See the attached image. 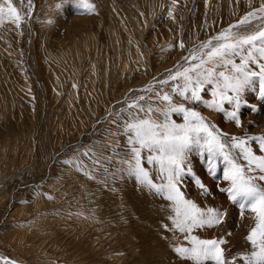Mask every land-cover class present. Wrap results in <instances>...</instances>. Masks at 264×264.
<instances>
[{
  "label": "rangeland",
  "instance_id": "1",
  "mask_svg": "<svg viewBox=\"0 0 264 264\" xmlns=\"http://www.w3.org/2000/svg\"><path fill=\"white\" fill-rule=\"evenodd\" d=\"M89 2L95 5L91 13L75 7V0H13L19 26L0 22V256L23 264H194L175 251L191 244L169 218L171 203L128 171L126 125L133 117L148 118L149 108L153 119L163 121L157 109H169L161 97L170 95L173 104L199 113L245 176L264 188V173L232 147L236 137L264 156L259 78L239 93V109L236 93H227L231 103L213 95L215 80L199 86V100L191 92L186 100L177 87L183 78L170 79L198 64L210 51L205 45L222 43L216 38L225 31L264 30V0ZM251 12L255 17L240 24ZM249 52L257 62L247 70L259 71L264 60L247 46L230 58L242 66ZM204 67L234 74L216 60ZM189 75L196 87V73ZM214 102L220 107L209 106ZM168 119L186 123L183 113L170 112ZM200 145L186 153L181 191L201 208L226 215L223 223L191 235L223 239L225 264H249L259 251L247 239L255 214L245 209L241 215L221 191L231 187L224 179L227 165ZM148 156L144 150L149 178L166 183ZM197 179L209 194H202Z\"/></svg>",
  "mask_w": 264,
  "mask_h": 264
},
{
  "label": "snow or ice",
  "instance_id": "2",
  "mask_svg": "<svg viewBox=\"0 0 264 264\" xmlns=\"http://www.w3.org/2000/svg\"><path fill=\"white\" fill-rule=\"evenodd\" d=\"M75 7L84 9L89 13L95 10V5L89 0H75ZM259 11L264 13V6ZM255 15V12L249 13L247 17L240 21V24L250 22L249 18L255 17ZM4 19L12 20L17 27L19 26L21 16L13 5V0H0V22ZM216 40L223 42L213 46L212 42L209 41L205 47L210 48V51L201 54L198 64L170 76L171 80H176L178 77H182L184 80L182 86L177 85L180 89L178 94L187 100L189 99L188 93L191 92V98L199 100V86L204 83L211 84L215 80L216 91L213 92V95L219 96L221 103L223 100H228L231 103L233 97L227 93H236L235 103L237 109H239V93L251 83L252 78L256 77L261 82L260 94L264 97V63L259 64V71H250L247 70L249 62H257L252 52L248 53V57L244 60L242 66L236 65L230 58L239 55L247 46L259 54L260 60H264V30L242 34L232 33L229 29L218 36ZM183 46V43H181L180 47ZM204 55L207 56L206 60L203 58ZM192 59L196 60L197 56H192ZM213 60H216L217 64L222 62L225 68L231 66L234 74L226 75L224 71L216 73L214 68L204 67L206 63ZM197 69L200 71H197ZM193 72L196 73V87L193 86V77L189 75ZM164 83H168V81L166 80ZM161 99L170 106L167 111L157 109L164 116L163 121L153 119L150 115L152 109L149 108L146 113L148 118L133 117L126 125L129 144L131 145V158L126 163L129 173L135 176L141 184L154 189L157 194L162 195L171 203L172 215L169 218L179 232L186 234L185 238L189 239L191 244V247H177L175 251L182 257L194 261V264H207L209 261L212 264H225L224 250L221 248V245L226 243L225 240L199 239L191 233L197 228H211L223 223L226 212L215 208H201L193 200L186 198L180 188V182L186 171V153L193 146L200 145V141L203 140V144L200 146L206 148L213 156L222 157L227 165L224 179L231 182V187L221 189V191L227 192L231 201L239 205L241 215H243L245 209L255 214L256 226L247 239L253 246L258 247L259 251L252 254V258H249V264H264V188L257 187L252 182V178L245 176L244 169L231 157L220 136L199 113L189 111L183 105L173 104L170 95L165 94ZM209 106L220 107V104L214 102L213 105ZM130 107L135 108L137 105H130ZM140 111H144V109L140 108ZM170 112L183 113L186 123L178 125L174 121H169ZM230 118L235 120L239 126L240 121L236 112L230 113ZM259 139L260 150L264 151V137ZM232 140V147L241 150L249 165H254L260 172L264 173V156L253 154L247 147L248 142L246 140L236 137H233ZM144 150L149 153L148 163L159 165L161 172L165 174L166 183L157 185L149 178V174L143 166L142 152ZM152 153H155V155H152ZM187 172L190 174L191 170L188 169ZM260 179H264V176H261ZM196 184L202 190V194H209V189L199 179L196 180ZM0 260L3 261V264H15V261L7 258H0Z\"/></svg>",
  "mask_w": 264,
  "mask_h": 264
},
{
  "label": "water",
  "instance_id": "3",
  "mask_svg": "<svg viewBox=\"0 0 264 264\" xmlns=\"http://www.w3.org/2000/svg\"><path fill=\"white\" fill-rule=\"evenodd\" d=\"M0 258H7V257H0ZM7 259H9V258H7ZM9 260H11V259H9ZM11 261H15V260H11ZM15 264H23V263H20V262L15 261Z\"/></svg>",
  "mask_w": 264,
  "mask_h": 264
},
{
  "label": "bare ground",
  "instance_id": "4",
  "mask_svg": "<svg viewBox=\"0 0 264 264\" xmlns=\"http://www.w3.org/2000/svg\"><path fill=\"white\" fill-rule=\"evenodd\" d=\"M264 123V122H263ZM1 257V256H0Z\"/></svg>",
  "mask_w": 264,
  "mask_h": 264
}]
</instances>
